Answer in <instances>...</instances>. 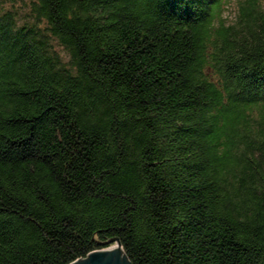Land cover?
<instances>
[{
    "label": "trees",
    "instance_id": "16d2710c",
    "mask_svg": "<svg viewBox=\"0 0 264 264\" xmlns=\"http://www.w3.org/2000/svg\"><path fill=\"white\" fill-rule=\"evenodd\" d=\"M0 0V264H264V5Z\"/></svg>",
    "mask_w": 264,
    "mask_h": 264
},
{
    "label": "water",
    "instance_id": "95a60500",
    "mask_svg": "<svg viewBox=\"0 0 264 264\" xmlns=\"http://www.w3.org/2000/svg\"><path fill=\"white\" fill-rule=\"evenodd\" d=\"M107 244L110 247L89 253L85 258L71 264H131L122 251L120 242L115 239Z\"/></svg>",
    "mask_w": 264,
    "mask_h": 264
},
{
    "label": "rangeland",
    "instance_id": "374dc122",
    "mask_svg": "<svg viewBox=\"0 0 264 264\" xmlns=\"http://www.w3.org/2000/svg\"><path fill=\"white\" fill-rule=\"evenodd\" d=\"M244 0H227L226 6L223 8V20L226 26H231L236 22L238 8ZM264 5V0H260Z\"/></svg>",
    "mask_w": 264,
    "mask_h": 264
}]
</instances>
